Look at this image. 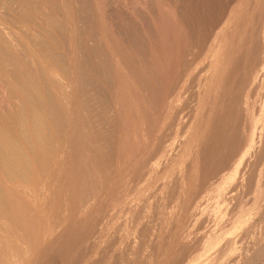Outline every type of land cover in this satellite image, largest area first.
I'll list each match as a JSON object with an SVG mask.
<instances>
[{"label": "rangeland", "instance_id": "rangeland-1", "mask_svg": "<svg viewBox=\"0 0 264 264\" xmlns=\"http://www.w3.org/2000/svg\"><path fill=\"white\" fill-rule=\"evenodd\" d=\"M0 30V116L23 105L12 84L27 72L51 108H41L47 169L27 149L25 183L0 169V264H203L233 245L231 232L243 254L264 252V0H10ZM39 40L65 70L38 52ZM192 130L203 140L194 165L196 146L183 143Z\"/></svg>", "mask_w": 264, "mask_h": 264}, {"label": "bare ground", "instance_id": "bare-ground-1", "mask_svg": "<svg viewBox=\"0 0 264 264\" xmlns=\"http://www.w3.org/2000/svg\"><path fill=\"white\" fill-rule=\"evenodd\" d=\"M1 1V0H0ZM126 2V1H125ZM4 4V5H6V4H9L10 3V0H2V2H0V4ZM12 3V2H11ZM132 3V2H131ZM253 3V2H252ZM128 4V3H127ZM136 4V3H135ZM245 4V3H244ZM131 5V4H130ZM3 6V5H2ZM8 6H12V4H10V5H8ZM79 6V5H78ZM38 7V6H37ZM116 7V6H115ZM25 9V8H24ZM31 9V8H30ZM34 9V8H33ZM171 9V8H170ZM7 10V9H6ZM39 10H40V7H39ZM260 10V9H259ZM24 11V10H23ZM32 11H34V10H32ZM21 12H22V10H21ZM5 13V12H4ZM20 14V13H19ZM18 15V14H17ZM21 15V14H20ZM26 16H27V14H26ZM260 16V15H259ZM25 17V16H24ZM31 17V16H30ZM121 17V16H120ZM21 19H22V16H21ZM31 19V18H30ZM50 19V18H49ZM254 19V18H253ZM25 20H26V18H25ZM27 20H28V18H27ZM32 20V19H31ZM54 20V19H53ZM30 21V20H29ZM88 24V23H87ZM18 25H19V23H18ZM24 25V24H23ZM43 25V24H42ZM49 25V24H48ZM13 26H15V25H13ZM22 26V25H21ZM161 26V25H160ZM10 27V26H9ZM23 27V26H22ZM40 27V26H39ZM56 27V26H55ZM54 27V28H55ZM18 28V27H17ZM58 28H59V26H58ZM59 29H61V28H59ZM21 30V29H20ZM41 30V29H40ZM43 30V29H42ZM12 31V30H11ZM28 31V30H27ZM34 31V30H33ZM0 32H1V30H0ZM3 32V31H2ZM68 32V31H67ZM6 33V32H5ZM8 33V32H7ZM6 33V34H7ZM19 33V32H18ZM32 33V32H31ZM37 33V32H36ZM181 33V32H180ZM9 34V33H8ZM7 34V35H8ZM27 34H29V33H27ZM1 35H3L2 33H1ZM10 35V34H9ZM30 35H32V34H30ZM29 35V36H30ZM35 35V34H34ZM73 35V34H72ZM229 35V34H228ZM12 36V35H11ZM14 37V36H13ZM75 37V36H74ZM166 37V36H165ZM221 37V36H220ZM219 37V38H220ZM222 37H224V36H222ZM221 37V38H222ZM244 37V36H243ZM2 38H5V39H7V37H2ZM1 38V39H2ZM10 38V37H9ZM167 38V37H166ZM226 38V37H225ZM4 39V40H5ZM37 39V38H36ZM90 39V38H89ZM227 39H229V38H227ZM12 40V39H11ZM17 40H18V38H17ZM8 41V40H7ZM6 41V42H7ZM14 41V40H13ZM31 41V40H30ZM35 41V40H34ZM43 41H45V40H43ZM42 40H39V41H36L37 43L35 44V42H34V44L37 46L38 45V47L40 48L39 50H38V52H42V56L43 57H47L46 58V60L47 59H50L51 60V62L50 63H58V62H60V64H62V65H60V66H62L63 67V69L65 70V68H64V63H63V61H62V59L63 58H61L62 56H59V54L58 53H55L51 48H48V46L50 45H48L47 46V44H45V42H43ZM57 41V40H56ZM201 41V40H200ZM217 41V40H216ZM58 42V41H57ZM221 42H223L222 41V39H221ZM220 42V43H221ZM234 42V41H233ZM4 43V42H3ZM28 43V42H27ZM30 43V42H29ZM101 43V42H100ZM216 44L218 43V41L217 42H215ZM226 43H229L230 44V42H226ZM18 44V43H17ZM31 44V43H30ZM95 44V43H94ZM215 44V45H216ZM224 44H225V42H224ZM233 44V43H232ZM15 45V44H14ZM34 45V46H35ZM56 45V44H55ZM54 45V46H55ZM100 45V44H99ZM220 45V44H219ZM218 45V46H219ZM226 45V44H225ZM218 46H215L216 48H218ZM221 46L222 45H220L219 46V48H221ZM228 46V45H227ZM3 47V46H2ZM10 47V46H9ZM20 47V46H19ZM31 47V46H30ZM32 47H33V45H32ZM31 47V48H32ZM37 47V48H38ZM60 47V46H59ZM62 47V46H61ZM82 47V46H81ZM238 47V46H237ZM36 47H35V49H37ZM92 48V47H91ZM104 48V47H103ZM212 48V47H211ZM224 48H227V47H224ZM101 49V48H100ZM115 49V48H114ZM193 49V48H192ZM23 50V49H22ZM42 50V51H41ZM180 50V49H179ZM223 50V49H222ZM228 50V49H227ZM227 50H225V51H227ZM3 51V50H2ZM18 51V50H17ZM21 51V50H20ZM19 51V52H20ZM26 51V50H25ZM37 51V50H36ZM188 51V50H187ZM213 51H216V53L218 54V52H217V50H213ZM254 51V50H253ZM252 51V52H253ZM8 53L9 51H6L5 50V53ZM12 52V51H11ZM98 52V51H97ZM100 52V51H99ZM194 52V51H193ZM255 52V51H254ZM1 53V52H0ZM4 53V54H5ZM6 53V54H7ZM27 53V52H26ZM44 53V54H43ZM103 53V52H102ZM215 53V54H216ZM225 53H227V52H225ZM250 53V52H249ZM1 54H3V52L1 53ZM5 54V55H6ZM28 54V53H27ZM63 54V53H62ZM173 54V53H172ZM193 54V53H192ZM214 54V52H213V55H215ZM221 54V53H220ZM8 55V54H7ZM10 55H12V54H10ZM26 55V54H25ZM29 55V54H28ZM40 55V54H39ZM102 55V54H101ZM194 55V54H193ZM13 56V55H12ZM15 56V55H14ZM21 56H22V54H21ZM31 56V55H30ZM108 56V55H107ZM218 56V55H217ZM253 56V55H252ZM0 57H1V55H0ZM3 57V56H2ZM24 58H25V56H23ZM227 57V56H226ZM3 58H5V57H3ZM8 58H9V55H8ZM7 58V60H9ZM11 58V57H10ZM12 58H14V57H12ZM18 58H19V56H18ZM22 58V57H21ZM96 58V57H95ZM216 58V57H215ZM6 59V58H5ZM26 59V58H25ZM43 59V58H42ZM79 59V58H78ZM30 60V59H29ZM93 60V59H92ZM171 60V59H170ZM253 60V59H252ZM1 61H3L2 59L0 60V62ZM49 61V60H48ZM85 61V60H84ZM16 62H17V64L18 63H20V62H18L17 60H16ZM25 62H26V60H25ZM86 62V61H85ZM214 62V61H213ZM242 62V61H241ZM7 63V61L5 62V64ZM45 63H47V62H45ZM125 63V62H124ZM143 63V62H142ZM147 63V62H146ZM224 63V62H223ZM245 63H246V61H245ZM10 64V63H9ZM31 64V63H30ZM29 64V65H30ZM67 64V63H66ZM80 64V63H79ZM143 64H145V63H143ZM142 64V65H143ZM168 64V63H167ZM220 64V63H219ZM219 64H217V65H219ZM2 65V64H1ZM13 65V64H12ZM15 65V64H14ZM22 66V68L24 67L23 65H22V63H20L18 66ZM26 65V64H25ZM54 65V64H53ZM52 65V67H54ZM82 65V64H81ZM99 65V64H98ZM108 65V64H107ZM112 65V64H111ZM125 65V64H124ZM148 65V64H147ZM166 65V64H165ZM169 65V64H168ZM216 65V64H215ZM238 65H239V63H238ZM51 66V64L49 65V67ZM56 66V65H55ZM59 66V67H60ZM89 66V65H88ZM88 66H86V67H88ZM114 66V65H113ZM149 66V65H148ZM6 67V66H5ZM8 67V66H7ZM61 67V68H62ZM105 67V66H104ZM143 67H145V66H143ZM223 67V66H222ZM221 67V68H222ZM236 67V66H235ZM2 68V67H1ZM30 68V67H29ZM42 68V67H41ZM40 68V69H41ZM60 68V69H61ZM106 68V67H105ZM11 68H9V70H10ZM13 69V68H12ZM11 69V70H12ZM39 69V68H38ZM53 69V68H52ZM23 70H24V68H23ZM28 70V69H27ZM43 70H44V68H43ZM110 70V69H109ZM183 70V69H182ZM257 70V69H256ZM2 71V70H1ZM13 71V70H12ZM25 71H26V68H25ZM41 72H42V69L40 70ZM40 71H38L39 73H40ZM50 71V70H49ZM100 71H101V69H100ZM216 71V70H215ZM8 72V71H7ZM10 72V71H9ZM48 72V71H47ZM52 72V71H51ZM64 72V71H63ZM69 72V71H68ZM199 72V71H198ZM239 72V71H238ZM46 73V71L44 70V74ZM216 73V72H215ZM262 73H263V71H262ZM8 74H10V73H8ZM13 74V73H12ZM11 74V75H12ZM28 74V72L26 73V75ZM41 74H43V73H41ZM201 74V73H200ZM207 74V73H206ZM17 75V74H16ZM23 76L21 79H23V80H21L20 79V81L19 80H17L16 82H14L12 85L17 89V91H16V89H15V91L16 92H18V93H20L21 95H20V97H21V99L23 100L22 102H21V104L23 103V105H20L19 104V108L17 109V107H16V110H17V112H16V114L14 113L13 115H15V116H13L12 118L10 117V119H8V117L7 116H3V114H1L2 115V117L0 116V169H1V171H3L8 177H12L13 178V180H15V178L16 179H20V180H22L21 182H24V181H26L27 180V178H26V176L28 175L26 172H30L31 174H32V171H30V164L28 163L29 162V156L27 157L26 156V154L28 155H30V153H31V155H30V157L33 155V157H36L37 158V162H39L38 163V166H40L39 168L40 169H42L41 167H45V166H43V165H46V167L44 168V169H47V166L50 164L48 161H47V158H45V156H47V154L44 156V153H43V151H45V150H43V146H44V144H43V142L45 141L44 140V138L46 137V135H49V134H47V130H46V126H45V120H44V118H43V114L44 113H41V108H42V106L45 104V107L43 106V109L45 110V112H46V109L49 107L48 105L46 106V103H43L44 101H46V99H48V98H46V99H44V96H43V94H44V92L43 93H40V89H39V87L37 86V84H38V82H37V84L35 83V81H34V79H32L31 78V76H29V77H27V76ZM183 75H184V73H183ZM212 75V74H211ZM225 75H226V73H225ZM44 76V75H43ZM48 76H50V75H48ZM96 76V75H95ZM181 76V74L179 75V77ZM213 76V75H212ZM264 76V75H263ZM10 77V76H9ZM13 77V76H12ZM15 77V76H14ZM24 77L26 78L25 80H24ZM37 77V76H36ZM45 77V76H44ZM43 77V78H44ZM57 77H59V76H57ZM229 77V76H228ZM17 78V76L15 77V79ZM47 78V77H46ZM49 78H52V77H48L47 78V80L49 81V82H51V79L49 80ZM60 78V77H59ZM58 78V79H59ZM62 78V77H61ZM66 78H67V76H66ZM90 78V77H89ZM108 78V77H107ZM178 78V77H177ZM208 78V77H207ZM219 78V77H218ZM53 79V78H52ZM94 79V78H93ZM111 79V78H110ZM210 79V78H209ZM45 80V79H44ZM201 80V79H200ZM212 80L213 79H211V83H212ZM255 80V79H254ZM14 81V80H13ZM12 81V82H13ZM53 81V83L54 82H56L54 79L52 80ZM192 81V80H191ZM218 81V80H217ZM228 81H229V79H228ZM84 82V81H83ZM215 82V81H214ZM237 82V81H236ZM48 83V82H47ZM52 83V82H51ZM57 83H58V81H57ZM60 83L61 82H59V85H60ZM210 83V84H211ZM50 84V83H49ZM49 84H48V86H49ZM80 84V83H79ZM216 84V83H215ZM262 84V81L261 82H259V85L258 86H260ZM41 85V84H40ZM39 85V86H40ZM64 85V84H63ZM68 85V84H67ZM86 85V84H85ZM84 85V86H85ZM179 85V84H178ZM194 85V84H193ZM220 85V84H219ZM233 85V84H232ZM48 86H45V87H48ZM53 86H55V85H53ZM69 86V85H68ZM174 86H176V85H174ZM224 86V85H223ZM13 87V88H14ZM64 87H65V85H64ZM67 87V86H66ZM65 87V88H66ZM158 87V86H157ZM261 87V86H260ZM50 88V87H49ZM52 88H54V87H52ZM58 88H59V86H58ZM60 88H62L61 86H60ZM175 88V87H174ZM212 88V87H211ZM61 90H63V89H61ZM98 90V89H97ZM110 90V89H109ZM175 90V89H174ZM204 90V89H203ZM218 90V89H217ZM47 91H48V89H47ZM102 91V90H101ZM187 91V90H186ZM190 91V90H189ZM210 91V90H209ZM225 91V90H224ZM57 91L55 90V92H54V94L56 93ZM218 92V91H217ZM220 92V91H219ZM233 92V91H232ZM210 93V92H209ZM223 93V92H222ZM231 93V92H230ZM50 94V93H49ZM53 94V93H52ZM53 94V95H54ZM226 94V93H225ZM43 96V99H42V96ZM46 95H47V92H46ZM45 95V96H46ZM53 95H52V99H53ZM61 95V94H60ZM63 95V94H62ZM69 95H71V93H69ZM48 97H49V95H47ZM57 96V95H56ZM58 96H59V94H58ZM65 96V95H64ZM65 97H67V96H65ZM87 97V96H86ZM225 97V96H224ZM50 98V97H49ZM50 98V99H51ZM58 98H61L60 96L58 97ZM264 98V97H263ZM214 99H216V98H214ZM44 100V101H43ZM49 100V99H48ZM60 100V102H61V104L63 105V103L65 104V101L63 102V101H61V100H64V98H61V99H58V101ZM209 100H210V102H211V99L209 98ZM208 100V101H209ZM53 101V100H52ZM55 101V100H54ZM57 101V102H58ZM94 101V100H93ZM56 102V101H55ZM54 102V103H55ZM63 102V103H62ZM172 102V101H171ZM242 102V101H241ZM3 103V102H2ZM52 103V102H51ZM51 103H49L48 102V104L49 105H51ZM70 103V102H69ZM60 104V103H59ZM68 104V103H67ZM52 105H53V103H52ZM51 105V106H52ZM58 105V104H57ZM189 105V104H188ZM5 106V105H4ZM53 106H55V104L53 105ZM67 106V105H66ZM206 106V105H205ZM205 106H204V108H205ZM210 106V105H209ZM47 107V108H46ZM68 107V106H67ZM185 107V106H184ZM208 107V106H207ZM46 108V109H45ZM53 108V107H52ZM59 108V107H58ZM183 108V107H182ZM201 108V107H200ZM209 108V107H208ZM245 108H247V107H245ZM48 109H50L51 110V108H48ZM47 109V110H48ZM63 109H66L65 107L63 108ZM210 109V108H209ZM15 110V111H16ZM44 110H42V112L44 111ZM49 110V111H50ZM61 110V109H60ZM52 111H53V109H52ZM64 111V110H63ZM221 111V110H220ZM60 112V111H59ZM193 112V111H192ZM52 113V112H51ZM61 113V112H60ZM205 113V112H204ZM247 113V112H246ZM8 114V113H7ZM62 114V113H61ZM99 114V113H98ZM206 114V113H205ZM221 114V113H220ZM43 115V116H42ZM49 115H50V113H49ZM10 116V115H9ZM51 116V115H50ZM53 116V115H52ZM63 116V115H62ZM61 116V117H62ZM94 116H95V114H94ZM3 117H5V118H3ZM181 117V116H180ZM209 117V116H208ZM59 118V117H58ZM184 118V117H183ZM196 118V117H195ZM201 118V117H200ZM210 118V117H209ZM208 118V121H210L211 120V118L209 119ZM228 118V117H227ZM50 119V118H49ZM56 119V118H55ZM54 119V120H55ZM203 119V118H202ZM51 120V119H50ZM53 120V119H52ZM53 120V121H54ZM59 120V119H58ZM194 120H196V119H194ZM228 120V119H227ZM192 121V120H191ZM197 121V120H196ZM195 121V122H196ZM216 122V121H215ZM59 123H60V121H59ZM63 123H64V121H63ZM171 123V122H170ZM219 123V122H218ZM229 123V122H228ZM249 123V122H248ZM253 123V122H252ZM251 123V124H252ZM54 124H55V122H54ZM66 124V123H65ZM100 124V123H99ZM195 124V123H194ZM53 125V124H52ZM62 125V124H61ZM60 125V126H61ZM142 125V124H141ZM212 125H213V123H212ZM215 125V124H214ZM213 125V126H214ZM55 126V125H54ZM99 126V125H98ZM213 126H211V127H213ZM229 126V125H228ZM183 127V126H182ZM192 127V126H191ZM216 127V126H215ZM57 128V127H56ZM166 128V127H165ZM164 128V129H165ZM187 128V127H186ZM251 128V127H250ZM261 128V127H260ZM107 129V128H106ZM184 129V128H183ZM193 129V128H192ZM253 126H252V130H250V129H248V130H250V132L252 133L253 132ZM49 130V129H48ZM58 130V129H57ZM108 130V129H107ZM191 130V129H190ZM195 130V129H194ZM166 131V130H165ZM170 131V130H169ZM196 131H197V129H196ZM196 131H191L192 132V135H193V133L195 132V134L197 133ZM209 131V130H208ZM190 132V131H189ZM191 132H190V134H191ZM248 133H249V131H247ZM260 132H262V131H260ZM97 133V132H96ZM198 133L199 134H201L199 131H198ZM207 133V131L204 133V134H206ZM246 133V132H245ZM251 133H249L250 135H249V138H252L253 137V135L251 134ZM52 134V133H51ZM72 134H73V132H72ZM190 134H189V136H190ZM247 134V133H246ZM110 135V134H109ZM191 135V136H192ZM252 135V137H250ZM55 136V135H54ZM190 136V137H191ZM194 136V135H193ZM192 136V137H193ZM196 136V135H195ZM193 137V140H192V142H191V140H187L186 139V142L187 141H189L188 143H185V138L183 139L184 141H183V143L185 144H182V147H180V149H179V151L175 154V156H173V157H175V158H179L180 156V154H182L181 152L182 151H184V149L186 150V148H184V146L186 147L187 146V148L189 147V145H191V143H193L191 146H196V151H195V156L196 157H192V160H193V163H192V165H194L195 163H198V149L200 148V147H202V141H201V143L199 142V140H201V136H198V138H197V136L196 137ZM243 136V135H242ZM188 137V136H187ZM160 138V137H159ZM202 138H203V135H202ZM208 138V137H207ZM228 138V137H227ZM244 138H246V136L244 135ZM52 139V138H51ZM167 139V138H166ZM234 139V138H233ZM170 140V139H169ZM70 141V140H69ZM68 141V142H69ZM167 141V140H166ZM207 141V140H206ZM215 141V140H214ZM246 141V140H245ZM248 141L249 140H247L246 142H247V144H248ZM252 141V140H251ZM49 142H51V143H53L52 142V140L51 141H49ZM55 142H56V140H55ZM54 142V143H55ZM169 142V141H168ZM198 142H199V144H202V145H199L198 144ZM250 142V141H249ZM252 142H254V141H252ZM196 143V144H195ZM203 143H205V142H203ZM70 144V143H69ZM206 144V143H205ZM252 145H253V143H251ZM251 144H250V146H251ZM66 145V144H65ZM71 145V144H70ZM148 145V144H147ZM173 145V144H172ZM184 145V146H183ZM223 145V144H222ZM248 146H249V144H248ZM53 149L52 150H54V147L53 146H51ZM73 147V146H72ZM75 147V146H74ZM163 147V146H162ZM176 147V146H175ZM261 147V146H260ZM50 148V147H49ZM169 148V147H168ZM190 148V147H189ZM188 148V149H189ZM194 148V147H193ZM249 148V147H248ZM263 148V147H262ZM26 149L28 150V151H30V153H26L27 151H26ZM73 149V148H72ZM251 149V148H250ZM250 149H248V150H250ZM264 149V148H263ZM51 150V152H53ZM69 150V149H68ZM172 150V149H171ZM221 150V149H220ZM252 150V149H251ZM26 151V152H25ZM49 151V150H48ZM55 151V150H54ZM155 151V150H154ZM162 151V150H161ZM174 151V150H173ZM188 151V150H187ZM189 151H191V150H189ZM189 151H188V153H189ZM203 151H204V149H203ZM207 152H208V150H206ZM247 151V150H246ZM264 151V150H263ZM46 152V151H45ZM56 152V151H55ZM172 152V151H171ZM175 152H176V150H175ZM192 152V151H191ZM258 152L259 151H257V153H256V155L258 154ZM50 153V152H49ZM170 153V152H169ZM186 153V152H185ZM193 153H194V151H193ZM203 153V152H202ZM248 153H250V151L248 152ZM255 153V152H254ZM55 154H57V153H55ZM187 154V153H186ZM260 154H261V151H260ZM260 154H258V155H260ZM167 155V154H166ZM170 155V154H169ZM172 155V154H171ZM190 155V154H189ZM262 155V154H261ZM234 156V155H233ZM27 157V158H26ZM48 157H49V155H48ZM184 157H186V155L184 156ZM258 157H260L261 158V156H258ZM257 157V158H258ZM54 158V157H53ZM200 158V157H199ZM214 158V157H213ZM256 158V157H255ZM27 159H28V161H27ZM45 159H46V161H47V163H48V165H47V163L45 162ZM172 159H174V158H172ZM190 159V158H189ZM35 160V159H34ZM48 160H49V158H48ZM80 160V159H79ZM175 160V159H174ZM180 160H181V157H180ZM132 161V160H131ZM165 161V160H164ZM185 161V160H184ZM187 161V160H186ZM147 162V161H146ZM170 162H172V161H170ZM176 162H179L178 160L176 161ZM161 163V162H160ZM180 163V162H179ZM189 163V162H188ZM187 163V164H188ZM40 164V165H39ZM154 164V163H153ZM176 165V164H175ZM204 165V164H203ZM225 165V164H224ZM191 166V165H190ZM208 166V165H207ZM257 167V166H256ZM146 168V167H145ZM148 168V167H147ZM191 167H189V169H190ZM234 168H235V166H234ZM43 169V170H44ZM233 169V168H232ZM36 170V169H35ZM186 170H188V169H186ZM235 171H236V168L234 169ZM260 170V169H259ZM261 170L263 171L264 170V168L262 169V167H261ZM260 170V171H261ZM189 171V170H188ZM200 171V170H199ZM234 171V172H235ZM43 172V171H42ZM46 172V171H45ZM44 172V173H45ZM193 172H195L194 171V169L193 168H191V170H190V172H189V174L191 175ZM203 172V171H202ZM186 173V172H185ZM208 173V172H207ZM216 173V172H215ZM218 173V176L219 175H221L220 174V172H217ZM236 173V172H235ZM254 173V172H253ZM255 173H257V172H255ZM4 174V175H5ZM25 174H27V175H25ZM34 174V173H33ZM182 174V173H181ZM232 174V173H231ZM259 174H261V172L259 173ZM258 174V175H259ZM263 175H261L262 177H264V172L262 173ZM5 175V176H6ZM190 175H188L187 177H181L180 178V182L182 183V186H183V184H184V186L185 185H187V184H189L190 183ZM217 175V174H216ZM46 176V175H45ZM44 176V178L46 179V177ZM139 176V175H138ZM171 176V175H170ZM261 176H259V177H261ZM41 177V176H40ZM39 177V178H40ZM209 177V176H208ZM222 177V176H221ZM249 177V176H248ZM255 177H256V175H255ZM261 177V178H262ZM7 178V177H6ZM59 178V177H58ZM176 178V177H175ZM216 178H217V176H216ZM215 178V179H216ZM220 178V177H219ZM219 178H217V179H219ZM60 179V178H59ZM173 179V178H172ZM225 179V178H224ZM30 180V179H29ZM131 180V179H130ZM194 180V179H193ZM213 180V179H212ZM220 180H222L221 178H220ZM261 180V179H260ZM11 181H12V179H11ZM13 182V181H12ZM30 182V181H29ZM148 182V181H147ZM218 182V181H217ZM254 182H255V180H254ZM264 182V181H263ZM5 183V182H4ZM25 183V182H24ZM59 183V182H58ZM158 183V182H157ZM203 183V182H202ZM27 184H28V182H27ZM197 184V183H196ZM222 184V183H221ZM256 184V183H255ZM219 185V184H218ZM261 185V184H260ZM54 186V185H53ZM103 186V185H102ZM126 186V185H125ZM143 186V185H142ZM181 186V187H182ZM204 186H205V184H204ZM213 186H214V184H213ZM134 187V186H133ZM206 187V186H205ZM211 187H212V185H211ZM254 187H256V186H254ZM254 187H253V189H254ZM258 187H259V185H258ZM262 187V186H261ZM261 187H259L260 189H261ZM19 188V187H18ZM25 187H23V189H24ZM204 188V187H203ZM221 188H222V186H221ZM259 188H257L256 190L258 191V192H261V191H259ZM263 188H264V186H263ZM2 188L0 187V201L2 202V201H5V197H4V195H3V193H2V191L4 192V190H1ZM26 189V188H25ZM39 189V188H38ZM136 189V188H135ZM175 189V188H174ZM13 190V189H12ZM28 190V189H27ZM26 190V191H27ZM159 190V189H158ZM255 190V191H256ZM262 190V189H261ZM264 190V189H263ZM262 190V191H263ZM40 191V190H39ZM174 191V190H173ZM178 191V190H177ZM187 191V190H186ZM254 191V190H253ZM42 192V191H41ZM44 192V191H43ZM215 192V191H214ZM257 192V193H258ZM29 193V192H28ZM257 193H253L254 195L255 194H257ZM262 193V192H261ZM5 194V193H4ZM24 194V193H23ZM43 194V193H42ZM183 194V193H182ZM263 194H264V191H263ZM164 195V194H163ZM162 195V196H163ZM184 195V194H183ZM215 195H216V192H215ZM259 194H257V196H258ZM262 195V194H261ZM89 196V195H88ZM188 196V195H187ZM253 196V195H252ZM256 196V195H255ZM256 196V200H257V197ZM263 196V195H262ZM31 197V196H30ZM32 197H34V195L32 196ZM31 197V198H32ZM81 197V196H80ZM28 198V197H27ZM90 198V197H89ZM194 198H195V196H194ZM217 198V197H216ZM253 198V197H252ZM255 198V197H254ZM259 198L261 199L262 197L259 195ZM83 199V198H82ZM259 199V201H261ZM91 200V199H90ZM113 200H114V198H113ZM163 200V199H162ZM182 200V199H181ZM255 200V201H256ZM84 201V200H83ZM82 201V202H83ZM94 201V200H93ZM137 201V200H136ZM254 201V200H253ZM258 201V200H257ZM256 201V202H257ZM148 202V201H147ZM165 202V201H164ZM180 202V201H179ZM80 203V202H79ZM84 203V202H83ZM253 203V202H252ZM251 203V204H252ZM6 204V203H5ZM25 204V203H24ZM94 204V203H93ZM166 204V203H165ZM164 204V205H165ZM250 204V205H251ZM257 204H259V203H257ZM3 205V204H2ZM125 205V204H124ZM138 205V204H137ZM180 205V204H179ZM262 205V202L258 205V206H261ZM26 206H28V205H26ZM252 206H253V204H252ZM7 207H9V206H7ZM135 207V206H134ZM147 207V206H146ZM163 207V206H162ZM251 207V206H250ZM4 208H5V206H4ZM21 208V207H20ZM78 208V207H77ZM141 208V207H140ZM253 208H254V206H253ZM13 209V208H12ZM79 209V208H78ZM81 209V208H80ZM122 209V208H121ZM125 209V208H124ZM254 209H256V208H254ZM5 210V209H4ZM85 210V209H84ZM144 210V209H143ZM154 210V209H153ZM241 210V209H240ZM247 210V209H246ZM253 210V209H252ZM110 211V210H109ZM178 211V210H177ZM180 211V210H179ZM178 211V212H179ZM250 211H251V209H250ZM250 211H248V212H250ZM257 212H258V209L256 210ZM5 212V211H4ZM124 212H125V210H124ZM189 212V211H188ZM253 213H256L255 211H253ZM252 213V211H251V213H249V214H253ZM260 213H261V210H260ZM5 214V213H4ZM110 214V213H109ZM121 214V213H120ZM159 214V213H158ZM262 214V213H261ZM8 215V214H7ZM6 215V216H7ZM256 215V214H255ZM258 215V214H257ZM9 216V215H8ZM25 216V215H24ZM252 216V215H251ZM259 216V215H258ZM149 217V216H148ZM171 217V216H170ZM234 217V216H233ZM256 217V216H255ZM0 218H2V217H0ZM185 218V217H184ZM186 218H187V216H186ZM245 218H247L246 216H245ZM250 218V217H249ZM248 218V219H249ZM252 218V217H251ZM251 218H250V220H251ZM257 218V217H256ZM97 219V218H96ZM264 219V218H263ZM3 220V219H2ZM8 220V219H7ZM111 220V219H110ZM163 220V219H162ZM232 220H233V218H232ZM232 220H231V222H232ZM252 220H254V219H252ZM251 220V221H252ZM256 220V219H255ZM109 221V220H108ZM146 221V220H145ZM221 221V220H220ZM244 221V220H243ZM248 221V220H247ZM247 221H246V223H247ZM251 221H248V222H251ZM3 222V221H2ZM20 222H22V221H20ZM20 222H19V224H20ZM161 222V221H160ZM186 222V221H185ZM188 222V221H187ZM222 222V221H221ZM260 222V221H259ZM261 222L263 223L264 221H262L261 220ZM99 223V222H98ZM148 223V222H147ZM171 223V222H170ZM220 223V222H219ZM252 223H254L253 221H252ZM251 223V224H252ZM7 224V223H6ZM17 224V223H16ZM16 224H15V226H16ZM125 224V223H124ZM172 224V223H171ZM185 224V223H184ZM187 224V223H186ZM185 224V225H186ZM230 224V223H229ZM240 224H241V222H240ZM4 225V224H3ZM106 225V224H105ZM111 225V224H110ZM139 225V224H138ZM231 225V224H230ZM260 225V224H259ZM96 226V225H95ZM165 226H167V225H165ZM187 226V225H186ZM185 226V227H186ZM223 226V225H222ZM228 226V225H227ZM237 226V225H236ZM247 226H249V225H247ZM258 226V225H257ZM256 226V227H257ZM264 226V225H263ZM262 226V227H263ZM5 227V226H4ZM7 227V226H6ZM5 227V228H6ZM110 227V226H109ZM171 227H172V225H171ZM232 227V226H231ZM231 227H229V228H231ZM234 227V226H233ZM240 227V226H239ZM242 227V226H241ZM244 227H245V225H244ZM252 227V226H251ZM261 227V226H260ZM3 228V227H2ZM29 228V227H28ZM65 228H66V226H65ZM125 228V227H124ZM238 228V227H237ZM249 228H250V226H249ZM87 229V228H86ZM85 229V230H86ZM226 229V228H225ZM239 229V228H238ZM260 229V228H259ZM8 230H9V228H8ZM83 230V229H82ZM89 230H90V228H89ZM88 230V231H89ZM137 230V229H136ZM148 230V229H147ZM230 230V229H229ZM228 230V231H229ZM247 230H249V229H247ZM251 230V229H250ZM263 230V229H262ZM261 230V231H262ZM2 231H3V229H2ZM26 231H27V229H26ZM107 231V230H106ZM142 231H143V229H142ZM227 231V232H228ZM235 231H236V229H235ZM239 231V230H238ZM241 231V230H240ZM255 231V230H254ZM264 231V230H263ZM219 232V231H218ZM223 232V231H222ZM221 232V233H222ZM110 233V232H109ZM155 233V232H154ZM225 233H226V231H225ZM230 233V232H229ZM231 233H234V232H231ZM228 234V233H226V234H228V235H232V237L233 238H231L230 239V237L227 235L226 236V234L224 235L225 237H228L227 239H228V242H229V244H232L233 243V245H231L230 246V248L228 247V250H226V248H227V244H226V247L224 248V246H223V248L226 250V251H224L223 250V248H221L220 247V249H218L219 250V252H217L216 254H215V257L214 258H210V257H208V259H206L207 261L205 262V263H203V264H264V252L262 253V252H260L261 251V249H260V251H259V249H257V247L255 248V249H257V252H251V250L253 249H251L249 252H251L252 254L250 255V254H248V255H246V254H243V253H245V252H240L239 250H238V245L240 246V244H238L239 243V240H240V235H236V236H234L235 234ZM235 233H237V232H235ZM239 233V232H238ZM258 233V232H257ZM257 233H256V235H257ZM217 234V233H216ZM78 235H80V234H78ZM97 235V234H96ZM106 235V234H105ZM221 235V234H220ZM244 235H246V237H248L250 234H248V236H247V234H244ZM156 236V235H155ZM165 236V235H164ZM262 236V235H261ZM92 237V236H91ZM134 237V236H133ZM187 237V236H186ZM206 237V236H205ZM225 237L223 238V240H225ZM253 237V236H252ZM254 237H255V235H254ZM24 238H26V237H24ZM140 238V237H139ZM217 238V237H216ZM222 238V237H220V236H218V240H220V239ZM244 238H245V236H244ZM244 238H242V239H244ZM257 238V237H256ZM259 238V237H258ZM109 239V238H108ZM107 239V240H108ZM145 239V238H144ZM213 239H214V237H213ZM227 239H226V243H227ZM247 238H245L244 240H246ZM262 239H264V238H262ZM92 240V239H91ZM90 240V241H91ZM143 240V239H142ZM146 240V239H145ZM215 240V239H214ZM253 240H255V239H253ZM257 240V239H256ZM260 240H261V238H260ZM29 241V240H28ZM87 241V240H86ZM153 241V240H152ZM157 241V240H156ZM159 241V240H158ZM101 242V241H100ZM220 242V241H219ZM223 242V241H222ZM242 242V241H241ZM251 242H253L254 243V241H251ZM261 242V241H260ZM84 243V242H83ZM104 243H106V242H104ZM140 243V242H139ZM142 243V242H141ZM188 243V242H187ZM211 243V242H210ZM244 243V242H243ZM255 243L256 244H258L259 245V243L257 242V241H255ZM262 244H263V241L261 242ZM24 244V243H23ZM95 244V243H94ZM98 244V243H97ZM146 244V243H145ZM190 244V243H189ZM199 244V243H198ZM217 244H218V242H217ZM220 244V243H219ZM222 244H224V243H222ZM246 244H248V243H246ZM261 244V245H262ZM137 245V244H136ZM216 245V244H215ZM242 245V244H241ZM257 245V246H258ZM260 245V246H261ZM83 246V245H82ZM101 246H103V245H101ZM164 246V245H163ZM171 246V245H170ZM197 246V245H196ZM245 246V245H244ZM250 246H251V244H250ZM33 247V246H32ZM64 247V246H63ZM253 247V246H252ZM59 248V247H58ZM102 248V247H101ZM167 248V247H166ZM172 248V247H171ZM203 248V247H202ZM207 248H208V245H207ZM251 248V247H250ZM249 248V249H250ZM262 248V247H261ZM18 249V248H17ZM63 249V248H62ZM82 249H84V248H82ZM145 249V248H144ZM211 249H213V248H211ZM244 250H245V247L243 248ZM262 249H264V247L262 248ZM106 250H107V248H106ZM126 250V249H125ZM124 250V251H125ZM139 250V249H138ZM201 250V249H200ZM224 252H223V251ZM247 250V249H246ZM72 251V250H71ZM137 251V250H136ZM193 251V250H192ZM217 250H215V252H216ZM242 251V250H241ZM247 251V252H248ZM258 251H259V254H256V255H253V253L255 254V253H258ZM10 252V251H9ZM59 252H60V250H59ZM76 252V251H75ZM128 252V251H127ZM189 252V251H188ZM210 252V251H209ZM214 252V251H213ZM213 252H211L212 254H213ZM248 252V253H249ZM16 253V252H15ZM25 253V252H24ZM29 253V252H28ZM107 253V252H106ZM159 253V252H158ZM165 253V252H164ZM163 253V254H164ZM23 254V253H22ZM62 254V253H61ZM77 254V253H76ZM168 254V253H167ZM153 255V254H152ZM151 255V256H152ZM183 255H185V253L183 254ZM182 255V256H183ZM16 256V255H15ZM21 256V255H20ZM60 256V255H59ZM87 256H88V254H87ZM122 256V255H121ZM130 256V255H129ZM201 256H202V254H201ZM210 256H212L213 257V255H211L210 254ZM111 257V256H110ZM146 257V256H145ZM155 257H157V256H155ZM57 258H58V256H57ZM75 258V257H74ZM187 258V257H186ZM11 259V258H10ZM19 259H20V257H19ZM49 259V258H48ZM47 259V260H48ZM69 259V258H68ZM71 259V258H70ZM115 259H116V257H115ZM144 259V258H143ZM213 259H214V262H213ZM241 259H243V262H241ZM15 260V259H14ZM98 260H99V258H98ZM102 260H104V258L102 259ZM157 260V259H156ZM175 260V259H174ZM50 261V260H49ZM61 261V260H60ZM77 261H79V260H77ZM133 261V260H132ZM166 261V260H165ZM168 261H169V259H168ZM18 262H20V261H18ZM106 262V261H105ZM159 262V261H158ZM14 263V262H13ZM135 263H136V261H135ZM168 263V262H167ZM189 263V262H188ZM29 264V263H28ZM47 264V263H46ZM121 264V263H120ZM173 264V263H172ZM179 264V263H178Z\"/></svg>", "mask_w": 264, "mask_h": 264}]
</instances>
